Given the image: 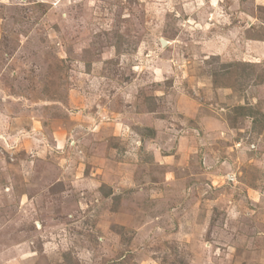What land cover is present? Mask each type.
Wrapping results in <instances>:
<instances>
[{
    "label": "rangeland",
    "instance_id": "rangeland-1",
    "mask_svg": "<svg viewBox=\"0 0 264 264\" xmlns=\"http://www.w3.org/2000/svg\"><path fill=\"white\" fill-rule=\"evenodd\" d=\"M263 117L264 0H0V264H264Z\"/></svg>",
    "mask_w": 264,
    "mask_h": 264
},
{
    "label": "trees",
    "instance_id": "trees-1",
    "mask_svg": "<svg viewBox=\"0 0 264 264\" xmlns=\"http://www.w3.org/2000/svg\"><path fill=\"white\" fill-rule=\"evenodd\" d=\"M244 110L246 111V109L244 107H241V108L237 107V108H235L236 113H238L240 116H242V115L244 116L245 115ZM248 110H249V114L254 118V126H255L256 118H255L254 111L252 109H248ZM255 112H257V111H255ZM261 115L262 114H260V116Z\"/></svg>",
    "mask_w": 264,
    "mask_h": 264
}]
</instances>
